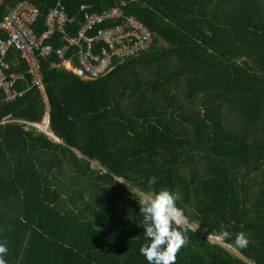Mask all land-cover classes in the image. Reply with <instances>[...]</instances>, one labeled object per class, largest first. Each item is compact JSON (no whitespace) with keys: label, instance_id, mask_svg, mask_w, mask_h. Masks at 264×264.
Here are the masks:
<instances>
[{"label":"trees","instance_id":"16d2710c","mask_svg":"<svg viewBox=\"0 0 264 264\" xmlns=\"http://www.w3.org/2000/svg\"><path fill=\"white\" fill-rule=\"evenodd\" d=\"M17 1L2 0L0 20ZM31 1L41 32L57 0ZM114 2L66 0L70 31L84 19L81 4ZM126 10L154 31L148 52L94 80L51 55L45 92L0 106L8 264H148L140 194L119 179L180 194L177 206L202 230L188 227L175 264H264V0H130ZM8 58L10 71L27 70L18 51ZM47 111L61 141L18 121L41 122ZM223 230L245 231L248 246L210 240Z\"/></svg>","mask_w":264,"mask_h":264},{"label":"built area","instance_id":"2783aa9c","mask_svg":"<svg viewBox=\"0 0 264 264\" xmlns=\"http://www.w3.org/2000/svg\"><path fill=\"white\" fill-rule=\"evenodd\" d=\"M129 1L115 0L111 7L101 11H92L90 4H81L84 19L77 33L70 31L76 21L68 13L66 0H57L50 8L41 32L36 30L41 14L39 7L31 0L17 1L0 20V106L33 88L44 93L42 60L51 55L58 58L54 66L84 80H94L109 74L117 63L148 52L154 44L155 33L142 19L127 12ZM11 51L20 53L27 65L26 71H10ZM18 121L26 128L33 126L51 134L48 111L43 122Z\"/></svg>","mask_w":264,"mask_h":264},{"label":"clouds","instance_id":"9594fccd","mask_svg":"<svg viewBox=\"0 0 264 264\" xmlns=\"http://www.w3.org/2000/svg\"><path fill=\"white\" fill-rule=\"evenodd\" d=\"M157 177L150 176L148 185H154ZM142 218L139 225L143 227V235L146 243L142 244L139 251L148 261V264H175L176 253L187 241L188 218L182 209L177 206L180 194L167 187L161 188L154 194L139 195ZM232 239L235 247L246 248L250 242V236L245 231L235 234L223 230L219 233V239ZM7 242L0 240V264H8Z\"/></svg>","mask_w":264,"mask_h":264},{"label":"rangeland","instance_id":"374dc122","mask_svg":"<svg viewBox=\"0 0 264 264\" xmlns=\"http://www.w3.org/2000/svg\"><path fill=\"white\" fill-rule=\"evenodd\" d=\"M46 116V115H45ZM43 122V121H42ZM50 133L52 134L53 132L52 131H50ZM54 134V133H53ZM51 136V135H50ZM53 139H57V140H59V138L57 137V138H55L54 136H51ZM93 166L95 167V168H99L100 167V165L96 162V161H93ZM120 181H122L124 184H126L130 189H132V190H135V191H137L140 195H144V194H151V193H148V192H143V191H141L140 189H138L137 187H135L134 185H132V184H130V183H128V182H126L125 180H123V179H119ZM189 226L190 227H192V228H194V229H197V230H202V228L199 226V224L198 223H196V222H194V223H189ZM209 238H210V240L211 241H213V242H221V239H219V237H214V236H209ZM231 250H233L232 248H231ZM235 253H236V251L235 250H233Z\"/></svg>","mask_w":264,"mask_h":264},{"label":"water","instance_id":"95a60500","mask_svg":"<svg viewBox=\"0 0 264 264\" xmlns=\"http://www.w3.org/2000/svg\"><path fill=\"white\" fill-rule=\"evenodd\" d=\"M51 136H54V134L52 133V134H50ZM57 140V139H56ZM58 141H61L60 139L58 140Z\"/></svg>","mask_w":264,"mask_h":264},{"label":"bare ground","instance_id":"6f19581e","mask_svg":"<svg viewBox=\"0 0 264 264\" xmlns=\"http://www.w3.org/2000/svg\"><path fill=\"white\" fill-rule=\"evenodd\" d=\"M55 138H57L55 135H54Z\"/></svg>","mask_w":264,"mask_h":264}]
</instances>
